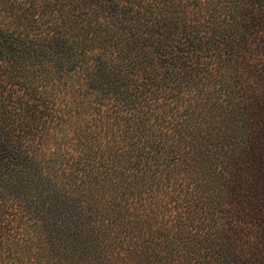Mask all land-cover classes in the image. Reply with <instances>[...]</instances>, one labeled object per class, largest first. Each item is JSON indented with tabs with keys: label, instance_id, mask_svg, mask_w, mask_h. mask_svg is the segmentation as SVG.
Listing matches in <instances>:
<instances>
[{
	"label": "trees",
	"instance_id": "16d2710c",
	"mask_svg": "<svg viewBox=\"0 0 264 264\" xmlns=\"http://www.w3.org/2000/svg\"><path fill=\"white\" fill-rule=\"evenodd\" d=\"M0 264H264V0H0Z\"/></svg>",
	"mask_w": 264,
	"mask_h": 264
}]
</instances>
